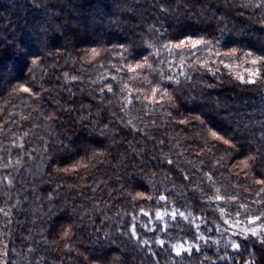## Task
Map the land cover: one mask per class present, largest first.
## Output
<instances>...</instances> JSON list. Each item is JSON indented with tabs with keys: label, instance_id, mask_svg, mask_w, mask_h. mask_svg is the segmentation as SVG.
<instances>
[{
	"label": "trees",
	"instance_id": "16d2710c",
	"mask_svg": "<svg viewBox=\"0 0 264 264\" xmlns=\"http://www.w3.org/2000/svg\"><path fill=\"white\" fill-rule=\"evenodd\" d=\"M244 2L0 0V264H264L259 238L239 235L264 212V72L250 83L215 60L216 72L180 68L179 56L157 60L142 44L204 36L236 48L229 62L243 71L245 52L264 55L261 10ZM149 53L156 73L123 70ZM160 69L192 79L160 81L169 92L154 104L144 98ZM173 207L188 220L165 232L151 218L171 221ZM220 209L237 220L241 248L224 244L232 223ZM193 219L201 246L177 254L168 241H191Z\"/></svg>",
	"mask_w": 264,
	"mask_h": 264
},
{
	"label": "snow or ice",
	"instance_id": "6c2138e0",
	"mask_svg": "<svg viewBox=\"0 0 264 264\" xmlns=\"http://www.w3.org/2000/svg\"><path fill=\"white\" fill-rule=\"evenodd\" d=\"M161 7H163L161 5ZM244 7H255L259 8L261 10V19L259 23L264 24V0H245ZM142 44L148 45V48L152 49V52L155 53L156 59L159 60V58L165 54L169 58V60H175L177 56L180 58V68H190L195 70L197 66H201L202 70L210 71V72H216L217 68L214 67L210 61L215 60L219 65H223L229 69L233 70V74L239 81H245L250 83H256L257 77L262 72H264V55L253 53L252 51H247L244 53V61L249 62L250 65L247 68H244L243 71H237L235 70L238 66L233 65L230 63V59L234 57L238 50L236 48H222L220 50H217L213 47V44L219 45V41L216 40H206L204 36H196V35H184L181 39H178L176 41L172 40H165L162 45H160L159 48H157L156 45L150 43L149 41H142ZM120 51L117 53L116 51H113L114 56H119L121 59L124 57V52L126 51L125 45H119L118 46ZM148 48H144V51H148ZM261 51H264L262 49ZM200 52V56H196V53ZM92 54L98 55L97 49H92ZM152 56V53H149V56H142L140 60L136 61L134 64H126L124 65L123 70L127 71H133L138 70L144 67H147L150 69L153 73L157 72V68L159 65H155L154 63L150 61V57ZM192 59V64L187 65V60ZM38 57L33 58V63H36L38 61ZM162 63H165L167 67L171 70L173 68V63L169 62L168 60L161 61ZM67 75V74H66ZM111 75V73H110ZM183 75L185 80L190 81L192 79V76L189 74V71L186 69L183 73H176L174 75H167L163 72V69H160L158 75L154 78L155 82L153 86L151 87V95L145 97L144 99H147L149 101H152L154 104L157 101H162L165 99L164 95H161L160 92L167 94L169 92L168 88H163L161 86L160 81H167L171 82L176 87H179L181 85V80L178 79V76ZM116 79V77H114ZM21 89H24L26 92H32V89L28 87L27 84H20L19 86ZM108 91H112V86L107 85ZM159 89V92H158ZM99 91L103 92L104 89H100ZM33 95H37V93H33ZM139 98V97H138ZM168 99H171V96H168ZM132 97H128V102H131ZM131 124V121H129ZM132 127H135V125H131ZM211 135L213 137H218L220 140H224L226 144H231V140H226L223 136H220V134L216 131H212ZM169 163L171 161L169 160ZM78 164H73L72 167H78ZM264 182V181H261ZM11 183V181H9ZM137 197H147L148 200L152 199V196L148 195L147 193H137ZM159 199H167V197L163 196L161 194L160 197H157V200ZM209 199H215V200H225L226 197L221 196H213ZM232 200H235V197L231 198ZM241 207H244L243 205ZM141 212L145 211V208H140ZM220 213L224 216L226 221H231L232 227L227 228V233L229 235V239L224 240L225 245H230L233 249H239L241 248L243 241H240L236 237H232L231 233L233 230L237 227H239L237 220L233 219V217H229L227 215V212L224 209H220ZM172 220L169 221L167 218L162 214L160 210L155 211V215L151 218L156 221H162L164 222V231L167 232L168 225L170 223H173L177 216L183 217L185 220H188V217L185 216L183 212L177 213L175 208H172L171 212ZM241 216V213L239 211L234 213V217L239 218ZM246 221L252 222L251 224H248L246 227H243V229L240 231L239 235L244 237H257L259 238L262 245H264V212H261L259 216L257 215H247ZM203 222V221H202ZM254 225V226H253ZM144 227H148V224H144ZM159 225L157 223H152V228H157ZM192 227H195V232H192L191 235L193 239L187 243L184 242L186 240V237H183L181 241H177L175 244H171V240L168 241V243L171 245V249L175 251L177 254H180L182 251L192 252L194 248L200 247L199 240L196 239L197 236L200 238H204V232L201 231L199 225H196L195 220H191L189 222V225L187 226V229L190 231ZM213 227H223L217 221L213 224ZM131 231L133 235H137L136 226L133 224L131 225ZM205 231H208L206 228ZM67 233H65L66 235ZM156 240L159 244L164 245L165 239L161 238L159 235L156 236ZM141 243H150L147 239L141 240ZM221 241L219 238L215 240L216 244H219ZM219 251V249L217 250ZM214 257H209V259H212ZM224 258L227 259L228 255L227 252L224 254ZM242 264H254L253 261L245 260L242 262Z\"/></svg>",
	"mask_w": 264,
	"mask_h": 264
}]
</instances>
